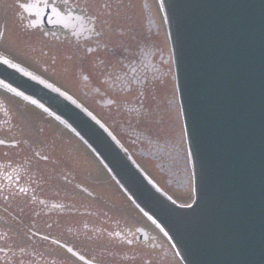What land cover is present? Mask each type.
Segmentation results:
<instances>
[{"label":"water","instance_id":"water-1","mask_svg":"<svg viewBox=\"0 0 264 264\" xmlns=\"http://www.w3.org/2000/svg\"><path fill=\"white\" fill-rule=\"evenodd\" d=\"M160 3L197 176L190 207L160 195L74 102L6 64L0 78L81 137L184 264H264V0Z\"/></svg>","mask_w":264,"mask_h":264},{"label":"flooded vegetation","instance_id":"flooded-vegetation-1","mask_svg":"<svg viewBox=\"0 0 264 264\" xmlns=\"http://www.w3.org/2000/svg\"><path fill=\"white\" fill-rule=\"evenodd\" d=\"M51 1L57 6L61 5L60 8L66 6L74 8V4H77L76 0ZM76 10L83 15L88 24L91 23L92 17L84 5L79 8L76 5ZM94 20L96 22V19ZM154 26L156 28L150 29L147 23V31L143 32L144 28L141 31L138 22L131 16L130 24L122 31L115 27L109 14L106 35L100 31L97 34L93 30L88 35L84 33L79 35L75 41L77 49L87 54L97 52L98 49L105 51V61H99L95 65L98 64L96 74L108 90L102 91L95 82H90L87 76H83L84 83L90 82V97L100 107L107 106L105 103H108L104 115L107 119L112 118L114 126L111 125L116 129L126 130L137 138L134 141L135 148L132 149L134 153L156 162L165 185L175 192L177 200L185 202L190 198L185 158L177 143L179 139L176 135L175 121L168 124L169 114H175L176 108L175 103H172L174 88L170 57L167 48L166 50L164 48L165 36L158 26ZM57 32L54 34L60 35ZM93 37L99 38V41H92L90 47H84L83 43H80L86 39L92 40ZM103 37H106L104 43L102 39V42L100 41ZM101 99L105 100L104 103ZM119 110L126 111L127 114L133 112L134 121L122 119L121 115L116 113ZM49 206L58 209L54 203H50ZM101 234L111 236L107 231H101ZM148 235L150 242L143 244L137 242L134 234H132L134 240L129 242L116 233L117 238L126 245L141 244L159 253V255L153 253L150 258L144 259L145 264H176V258L169 251L168 244H163L162 247L157 243L156 236L149 231Z\"/></svg>","mask_w":264,"mask_h":264},{"label":"rangeland","instance_id":"rangeland-1","mask_svg":"<svg viewBox=\"0 0 264 264\" xmlns=\"http://www.w3.org/2000/svg\"><path fill=\"white\" fill-rule=\"evenodd\" d=\"M11 1V2H10ZM8 15L5 18V22L6 24L4 25V37L3 40L12 41V45H20V48H22V55L20 54V52L17 50V48L12 47L10 42L9 45L11 47V49H9L8 46H6L5 44H3V40H1V46L5 47L7 50L3 49V51L5 53H11L12 55H14L16 58L21 60L22 64H25L27 67H29L30 69H35L36 71L40 70V67H38L34 61V56H31V51L30 48L34 45L33 42H36V38L37 35L35 34H29L25 31V29H23L22 26V21H19L17 19V8H15L12 5V0H3V3L0 4V13H7ZM39 42V41H37ZM40 43V42H39ZM64 60V59H63ZM59 61V60H58ZM61 63V62H60ZM66 62H64L65 64ZM62 67L64 66L63 63ZM56 66L58 68V62L56 63ZM53 68V67H52ZM75 65H74V61H69L67 62V65H65L64 69H69L71 72L66 70V73L69 76V85L70 88H68L67 86L63 85L60 81H58V83L60 85H62V87L66 88V90H72L74 93V95H76L77 91H76V87L79 88L78 83H80L79 81H76V72L74 71ZM45 76L51 80L57 81L54 77V75L52 73H45ZM64 88V89H65ZM28 117H30V120H33L36 118H33L32 115H28ZM37 121V120H36ZM39 121V120H38ZM35 125L37 126L36 129H33L32 124L30 126H28L29 128V132L27 133V139L33 143L35 146H41L44 143H48L49 147L47 149V152H45L43 155H46L48 157V160L46 159V161H42L40 160L43 166V168H45V170L47 171L48 174L55 176L58 175V177H63V176H67V172L72 173V170L69 169L67 161L69 163H72V160L76 157V167L73 166L74 170H75V174L77 172H79L82 168V160H77V157L79 156L78 154H76V151L73 150L74 144L69 141L70 139L66 136L60 135L57 133V131L51 127L50 125L48 126V129L46 130V125L42 124V123H35ZM42 128H43V132H42ZM25 137V136H22ZM25 150V152H24ZM30 151L28 150V148L25 145H21L20 148L15 149L13 151V155H14V159H27L32 160V164L30 165V167L36 162L34 158H32V155L29 153ZM82 159H86L85 156L82 154ZM64 159V164H65V168H63L62 164L60 163V161L62 162V160ZM60 160V161H59ZM40 162H38L40 164ZM84 162V161H83ZM36 164L35 166H32L31 169L33 170H38L40 169V165ZM88 168H89V163L87 161H85V166H84V170L86 172H88Z\"/></svg>","mask_w":264,"mask_h":264}]
</instances>
